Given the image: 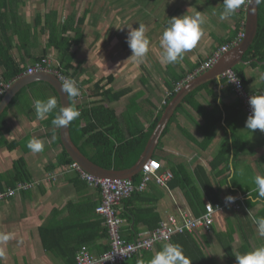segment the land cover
I'll return each mask as SVG.
<instances>
[{
    "label": "crops",
    "instance_id": "1",
    "mask_svg": "<svg viewBox=\"0 0 264 264\" xmlns=\"http://www.w3.org/2000/svg\"><path fill=\"white\" fill-rule=\"evenodd\" d=\"M170 1L174 2V0ZM222 2L223 0H219V11L223 8ZM195 4L193 3V5ZM247 4L248 0H246V4L244 2L243 6L241 5L237 9L235 14L222 22L223 31H220L221 34L217 31H211V26L204 24L205 26L202 29L203 35L200 41H198L194 49L185 53L182 61L163 66H161L162 64L160 62H157L160 63V66L155 68L158 70V74H160L158 83H154V79H152V83L144 77L141 84L143 86H149V89H140L135 93L132 91V88L126 86L121 89L126 90V94L119 101L112 102L106 106L115 110V114L120 120L127 106L130 105L131 99L137 97V104L141 109L140 100L145 96V93L157 92L161 94L162 86L165 89L164 99L160 103L157 102L155 104L153 101H150L152 99L144 98L151 107L145 112L140 110L133 116L146 131L158 114L163 113L164 110L162 107L168 95L167 85L170 84L173 78L181 76V79L173 86L175 89L178 84H185V81L194 74L197 63L209 58L213 51L218 50L221 46L233 43L241 33H244ZM197 8L198 11H204L202 7ZM195 9L193 8L187 11L191 13ZM243 10H245V14L242 12ZM19 12H21V9H19ZM201 16L204 19V15L201 14ZM236 30H238V33L234 38L233 34ZM39 35L47 38L46 33ZM228 39L230 40L226 41ZM33 40L36 48L30 51V56L16 49L12 51V56L16 62H25L27 68L31 67V64H29L30 60H32L31 56L40 55L46 45V42L40 44L38 39L36 40L34 38ZM206 42L210 44L209 50L199 51L201 45ZM218 42H222L220 46H218ZM55 54L57 55V52L54 49H50L47 56V61L53 69L58 66V61L56 62L51 58ZM252 62L257 61L244 62L234 68L242 72L245 79V89L250 93L260 94L264 92V79H261L264 76V70L262 68L264 63H259L258 66L253 67L250 66ZM149 75V78H153L151 73ZM99 80L102 79H98L97 81ZM114 81L115 79L112 83H107L106 89L112 88L114 92L121 91L113 90L112 85ZM208 83H212L209 89L213 90V94L201 90L195 95V103L193 105L189 103L183 104L180 111L175 115V120L169 126L167 134L160 138L152 158L154 159L156 157L155 159L159 161L162 166V172H170L172 174L170 168L178 164L183 165L192 177L194 167L196 166H202L206 171V174L212 181L214 194L210 193L208 196L202 191L199 184L195 183L200 200L206 206V204H211L210 198L216 196L218 202H220L216 204H222L223 209L214 212L217 214L215 218L213 217L214 221L210 224L208 230L198 228L193 232V235L202 247L205 248L207 255L214 258L218 264H222L221 261L225 260L224 245L234 253L241 245H244L246 237L250 238L249 244L251 250L264 245V238L257 235L256 226L248 216V211L255 216L264 211V203L260 201L253 202L256 199V193L253 191L255 187L253 178L256 175L264 176V134L258 129L251 132L245 128V121L247 119L245 108L237 94L223 79L219 82L211 81ZM1 86H4V83L0 82V88ZM87 88V84H85L82 90H87ZM46 91L51 93L46 98L53 97L51 90L46 88ZM128 96L130 97L127 99L128 103L126 108L118 112L115 104ZM99 103H102L100 97H89L86 94H82L81 99L74 102V105L89 109ZM36 119L38 118L21 114L18 107L11 109L6 117V122L10 130L4 138L8 142H18L22 145L21 147L17 146L12 151L0 146V192L14 188L22 182H34L36 185L27 191H21L15 196L0 202V233L10 234L12 237L6 243L0 242V264H66L65 253H56L55 255L46 252L43 248L40 238L41 228L46 226H61L65 229H73L69 233L71 234L69 238L67 236V239H71L68 241L69 245L67 243L56 247V251L64 250V252H69L71 251L70 244L74 243L77 238L80 239L81 236L76 228H80L81 223L89 224L98 219H102L95 212L101 200L100 191L88 186L80 179L76 172L68 171V166L58 165V158L63 148L61 140L60 144L56 143L57 137L60 139V136L59 134L56 136H47L49 130L48 125L46 124L45 126L41 123V120ZM33 120H36V123H33ZM203 125L209 127L212 125L214 129V138L207 149L204 150L199 146L206 137L203 131ZM122 127L124 128L123 125ZM235 137H238L239 141H235ZM30 138L41 140L44 143V150L39 153H33L27 147ZM224 142H228L230 148L227 164L224 165L222 163L216 171L220 173L216 174L215 172L216 176L214 177L210 171L209 163L211 158L217 154L220 145H223ZM20 158L24 160L25 166L23 169H26L25 171L29 178L20 182L16 181V183H13L14 185L12 183L10 185L9 181L12 180L15 174L10 179L6 176L8 174H5L4 177L1 174L9 169L12 170V167L14 168L16 165L15 162ZM229 161H231L233 168L237 172L239 169H243L244 174L233 175L228 167ZM135 177L137 176L131 179ZM230 177L232 182L228 185ZM193 180L195 181L194 177ZM149 187L153 188L150 189ZM147 192H149V195H144L140 199L137 208L142 207L143 209L151 208L155 210L160 218L159 225L169 216L178 218L181 212H187L192 217L197 218L192 214L184 191L178 188L169 189L167 185L165 187L158 186L152 182L149 183ZM248 194L251 197L250 199H248ZM227 195H232L240 200L242 208L234 210L231 207L224 206ZM116 208L120 213L123 210V205L120 203ZM123 228L124 221L121 234ZM132 232L134 231H127V236L124 237H131ZM228 232L233 233L231 235L233 240L227 237ZM149 233L145 227L139 225L134 235L141 239ZM94 235L92 232L90 237H94ZM164 244L166 243L155 244L151 250L132 258L127 264H137V260L139 259H143L145 264H147V261ZM109 246L110 240L108 238V240H96L86 247H88L93 255H100L105 252L103 249L105 247L109 249ZM221 249L223 254L221 253Z\"/></svg>",
    "mask_w": 264,
    "mask_h": 264
},
{
    "label": "trees",
    "instance_id": "2",
    "mask_svg": "<svg viewBox=\"0 0 264 264\" xmlns=\"http://www.w3.org/2000/svg\"><path fill=\"white\" fill-rule=\"evenodd\" d=\"M244 2L246 4V0H243L242 6ZM22 3V0H0V82L4 83V86H6L25 74L27 71L26 63L16 62L12 56V51L16 49L30 56V51L33 48H36L33 40L37 35L36 31H38L40 34L46 33L47 41L43 52L38 56L32 55V58L29 57L32 59L29 63L31 64V67L35 64H41L46 69V61L49 50L54 49L57 52L58 61L56 71L64 75L66 78L73 79L83 95L86 94L89 97H100L102 101V103L96 104V106H92L87 109L81 108V106H75L73 98H70V106H74L80 112V116L69 124L70 137L73 144L92 163L105 170L118 171L129 169L134 166L140 158L162 112L158 114L155 120L145 131L139 125L137 119L133 117L135 113L141 110L137 104V97L131 99L130 105L127 106L126 111L120 120L116 116L115 110H112L106 106L112 102L119 101L127 92L126 90L114 92L112 91V88L106 89V84L113 82V75L107 76L105 80L102 79L97 81L92 86V88L82 90L83 86L85 84L88 85L89 82L88 80L78 82L79 72L74 67L73 61L75 56L74 48L78 47L84 38L83 27L85 25L87 11H85L84 14L76 20L73 15L68 16L60 24L57 21V12L55 11L50 12L43 17L40 14H37L33 25H30L29 23L24 22L18 13ZM242 12L245 14V10ZM69 33H72L73 36L68 35ZM237 33L238 30L234 31V38ZM229 40L230 39L226 41ZM221 43L222 42H218V46H220ZM252 60L257 61L251 63L250 66L253 67L258 66L259 63H264V4L258 5L257 35L243 57L244 62H249ZM200 63L201 62L197 63L195 67H198ZM262 68L264 70V65ZM234 71L241 79L243 85H245V79L242 72L236 70L235 68ZM180 79L181 76H176L173 78L170 84L167 83L168 95L166 96L165 104L162 107L163 110L175 96L176 89L173 86ZM211 85L212 83H208L198 88L184 99L183 103L177 108L175 114L172 116L168 126L164 130L162 137L167 134L169 126L175 120V115L178 113V111H180L183 104L189 103L193 105L195 103V95L201 90H205L210 94H213V90L209 89ZM46 88L51 90L53 97L57 99L59 108L60 105L58 102V97L55 91L47 84L35 83L24 88L12 100L10 105L0 116V146L6 147L9 151L17 148V146L21 147L22 144H19L18 142H8L4 138L10 130L6 122V117L11 109L17 107L21 114L37 117L33 101L35 99H47ZM2 97L3 94L0 95V100ZM54 114L55 113L49 114L46 119L41 120V123H43L45 126L46 124L48 125L49 130L47 132V136H56L59 134V128L54 127L51 123V120L54 118ZM203 126V131L206 134V137L204 141L199 144L202 150L207 149L214 138V129L212 125H210V127L207 125ZM238 139V137H235V141ZM29 140H31V138ZM56 143L60 144L59 137H57ZM229 149V143L224 142L223 145H220L217 154L211 158L209 163L210 171L213 173L214 177L216 176L215 172L217 169H219L222 163H224V165L227 164ZM72 163L73 161L62 148V152L58 158V165L69 166ZM15 164V175L12 180L9 181L10 185H12L14 182L16 183V181L20 182L26 178H29L25 171L26 169H23L25 166L23 158L18 159ZM170 171L172 172V179L167 183L168 188H178L184 191L185 198L191 208L193 216L197 218L201 217L206 213L205 203L200 200L199 192L197 191L195 183H198L202 188V191L208 196L210 193L214 194L212 181L206 174L204 168L202 166L194 167L193 177L195 181L188 173L186 168L181 164L173 165L170 168ZM218 173L216 172V174ZM76 174L79 176L77 172ZM140 180L141 176H137L133 179V182L138 184ZM147 188L143 192L133 193L129 198L123 199L120 202L123 205V210L120 213L117 211V215L122 219V221H124L122 234L125 235L121 234L122 227L120 228V234L122 239L127 242L139 240V238L134 235L136 228L139 225L145 227L149 232L155 230L159 225L160 218L156 214L155 210L151 208H137V204L138 202L140 203V199H142L144 195H149ZM149 188L152 189L153 187ZM210 202L212 206H215L218 202V199L216 196L211 197ZM241 206L240 208H242ZM256 216H264V211L258 213ZM76 230L81 234L80 239L77 238L74 243L70 244L71 251L64 252V250L56 251V247H60L61 244L65 245L67 243L69 245L68 241L71 239H67V236L69 238L71 235L69 233H71L73 229L69 230L61 226H46L41 228L40 238L43 248L46 250V252L53 253L55 255L56 253H65L64 256L67 260L66 264H75L76 252L82 246H89L90 243L95 242L96 240H108L109 238L107 229L104 226L102 219H98L97 221H93L89 224L81 223L80 228L77 227ZM132 230L134 232H132L131 237H124L127 236V231ZM92 232L95 234L94 237H90ZM193 234L194 233L190 234L188 232L176 234L172 236L171 243L179 244L181 246L184 255L190 260L191 264H218L214 258L207 255L205 248L202 247ZM232 234L233 233L228 232L227 237L231 238ZM249 239V237H246L244 245H241V247H239L235 253L230 251L227 247H225V245L223 246L225 259H227L228 264H235V256L237 253L251 251ZM231 240L233 239L231 238ZM75 245L76 247H74ZM107 250L108 247L103 249V251ZM143 253L144 252L133 255L132 258L142 255Z\"/></svg>",
    "mask_w": 264,
    "mask_h": 264
},
{
    "label": "rangeland",
    "instance_id": "3",
    "mask_svg": "<svg viewBox=\"0 0 264 264\" xmlns=\"http://www.w3.org/2000/svg\"><path fill=\"white\" fill-rule=\"evenodd\" d=\"M19 15L24 22L33 25L37 14L42 17L50 12H57V21L63 22L68 16L73 15L75 20L81 17L85 11L87 16L83 27L84 38L80 45L74 48L75 56L73 65L79 72L78 82L87 81L88 88L98 79H105L109 75L114 76L113 90H121L124 87L132 88L133 92L140 89H149V86L141 84L144 77L154 83H158L159 76L156 67L160 66L159 54L161 48L159 45L160 36L166 26L167 19L191 14L190 9L198 11L197 7H202L204 11H199L204 15L203 24L211 26V31L221 34L223 31L222 22L219 19V0H22ZM249 1V0H248ZM193 3H196L193 5ZM192 4V5H191ZM188 10V11H187ZM139 24L146 27V36L149 38V52L143 62L133 61L131 50L126 43L128 29L126 26L132 25L137 28ZM35 39L40 44H44L47 38L40 36L36 31ZM68 35L73 36L72 33ZM200 41V40H199ZM211 42V41H210ZM38 44V43H37ZM207 42L201 45L199 51L209 50ZM202 53V52H201ZM205 55V54H198ZM57 55L51 58L57 62ZM163 66V65H161ZM237 69V68H236ZM149 73L153 78H149ZM153 83V82H152ZM161 94L157 92L145 93L140 100L141 110L145 112L151 107L144 98L152 99L155 104L160 103L165 96V89L161 86ZM51 93L46 91V96ZM127 98L115 104V108L123 111L127 105ZM25 98V97H24ZM161 98V99H159ZM159 99V100H158ZM22 100V98H21ZM40 120V119H36ZM33 120V123H36ZM9 179L12 178L14 168L4 171ZM217 213H213L216 217ZM214 221V219H213ZM235 248V247H233ZM222 264H228L227 259L221 261Z\"/></svg>",
    "mask_w": 264,
    "mask_h": 264
},
{
    "label": "clouds",
    "instance_id": "4",
    "mask_svg": "<svg viewBox=\"0 0 264 264\" xmlns=\"http://www.w3.org/2000/svg\"><path fill=\"white\" fill-rule=\"evenodd\" d=\"M249 1L251 2V0ZM242 3L243 0H223V8L219 12V19L223 21L230 18L235 14L237 9L241 7ZM254 4H264V0H254ZM202 24L203 19L201 12L196 10L190 15L184 14L168 18L159 39L161 48L159 62L162 65H168L182 61L185 53L194 49L201 39L203 35L201 28ZM126 27L128 29L126 43L131 50L130 58L137 63L143 62L149 52L150 46L149 38L146 36V27L144 24H139L137 28H133L132 25ZM54 70H56V68ZM261 79H264V76H262ZM230 81L238 83L235 77ZM8 86L10 85L8 84ZM60 91L69 97V99L80 95V89L71 78H63ZM33 104L36 116L40 120H44L49 114L55 113L51 123L54 127L59 129L67 128L73 120L80 116V112L74 106H59L58 108L57 99L55 97L35 99ZM248 104L251 108V114L245 121V128L251 132L258 129L261 133H264V92L249 96ZM27 147L33 153H39L44 150V143L37 138H32L29 140ZM228 167L233 175L244 174L243 169H239L237 172V170L233 168L231 161H229ZM231 182L230 177L228 185H230ZM253 183L255 185L253 191L256 193V199L253 202L260 201L264 203V176L256 175L253 178ZM250 198L248 194V199ZM235 199L234 196L227 195L225 197V204L229 205L234 203ZM248 216L256 226L257 235L264 238V216L257 217L252 215L250 211H248ZM11 238L10 234L0 233V242L6 243ZM221 253L223 254L222 249ZM137 264H145V261L139 259L137 260ZM147 264H191V262L186 258L179 244L166 243L147 261ZM235 264H264V245L251 251L237 253L235 256Z\"/></svg>",
    "mask_w": 264,
    "mask_h": 264
},
{
    "label": "built area",
    "instance_id": "5",
    "mask_svg": "<svg viewBox=\"0 0 264 264\" xmlns=\"http://www.w3.org/2000/svg\"><path fill=\"white\" fill-rule=\"evenodd\" d=\"M244 33H241L233 43L221 46L218 50L214 51L209 58L200 63V65L194 71V74L189 77L185 82L192 80L196 76H199L206 71L210 70L216 62L222 57L223 54L227 53L231 47L236 46L243 38ZM51 72L54 74L62 83L64 75L58 71L52 69L50 64L46 62V69L41 64L27 68L24 75H33L40 72ZM237 78V82L230 81L233 78ZM223 79L237 94L241 100L246 116L251 114V108L248 104L249 96L257 93L248 92L241 79L237 76L234 69L226 70L222 76ZM184 84V83H183ZM183 84H178L177 90L182 87ZM9 86H1L0 95L4 94ZM81 91L78 97L73 98L74 102L81 99ZM72 98V97H71ZM264 134V133H263ZM68 171L77 172L88 186L98 189L100 191L101 200L99 205L96 207V214L99 215L103 224L107 229L110 246L109 249L100 255H93L88 247L82 246L76 253L75 264H126V262L136 254L150 250L157 242H169L171 237L176 233H193L198 228H208L213 223V213L216 210H222V204H206V214L199 218H194L187 212H181L179 217L169 216L167 220L160 223L159 227L149 233L146 237H143L134 242H126L120 236V228L122 227L123 221L117 215V205L122 199L130 197L135 192H143L146 190V184L148 181L154 182L158 186L165 187L171 180L172 174L170 172H162V166L158 160H149L142 167L143 179L135 185L131 180H111L107 178H97L91 174L86 173L77 163L73 162L68 166ZM34 182H22L17 184L14 188L0 192V202L15 196L21 191H27L34 187ZM240 200L235 199L234 203L224 205L233 209H240Z\"/></svg>",
    "mask_w": 264,
    "mask_h": 264
},
{
    "label": "water",
    "instance_id": "6",
    "mask_svg": "<svg viewBox=\"0 0 264 264\" xmlns=\"http://www.w3.org/2000/svg\"><path fill=\"white\" fill-rule=\"evenodd\" d=\"M258 30V5L254 4V0L249 1L246 9V21L244 36L242 40L216 62V64L205 73L187 81L181 87L168 103L164 109L160 120L154 128L140 158L134 166L125 170H105L85 157L79 149L73 144L70 137L69 126L67 128L59 129V136L63 148L69 158L77 163L86 173L91 174L97 178H107L112 180H125L131 179L138 175L143 164L152 159L154 150L162 137L165 128L167 127L170 119L175 113L178 106L183 100L194 90L200 86L211 82L220 81L222 74L229 69H233L238 64H243V56L253 43ZM44 83L51 87L57 97L60 106H70V99L63 92L60 91V80L51 72H40L33 75H24L14 80L7 88L0 100V116L4 113L6 108L10 105L12 100L26 87L35 84Z\"/></svg>",
    "mask_w": 264,
    "mask_h": 264
},
{
    "label": "bare ground",
    "instance_id": "7",
    "mask_svg": "<svg viewBox=\"0 0 264 264\" xmlns=\"http://www.w3.org/2000/svg\"><path fill=\"white\" fill-rule=\"evenodd\" d=\"M35 65H36V64H35ZM35 65H34V66H35ZM45 72H46V71H45ZM150 160H152V159H150ZM147 162H148V161H147ZM147 162H146V163H147ZM146 163H144V164H146ZM135 164H136V163H135ZM144 164H143V165H144ZM142 167H143V166H142ZM136 176H141V180H140V182H141L142 179H143L142 168H141L139 174L136 175ZM111 180H112V179H111ZM125 180H131L132 183L135 184V183L133 182V179H125ZM140 182H139V183H140ZM139 183H138V184H139ZM149 183H152V181H148V183L146 184L147 187H148V184H149ZM138 184H135V185H138ZM128 198H129V197H128ZM126 199H127V198H126ZM122 200H123V199H122ZM122 200H121V201H122ZM121 201H120V202H121ZM119 204H120V203H119ZM234 210H236V209H234ZM238 210H239V209H238ZM205 214H206V213H205ZM205 214H203V215H205ZM167 218H168V217H167ZM167 218H166L165 220H167ZM198 218H199V217H198ZM165 220H164V221H165ZM158 227H159V226H158ZM158 227H157V228H158ZM157 228H156V229H157ZM201 228L204 229V230H208V229H209V227H208L207 229H206V228H203V227H201ZM153 231H154V230H153ZM150 233H151V232H150ZM176 234H179V233H176ZM176 234H174V235H176ZM174 235H173V236H174ZM120 236H121V234H120ZM121 238H122V237H121ZM171 238H172V237H171ZM124 241H125V240H124ZM126 242H127V241H126ZM132 242H134V241H132ZM157 243H171V239H170L169 242H157ZM157 243H156V244H157ZM154 245H155V244H154ZM152 248H153V247H152ZM152 248H151V249H152ZM151 249H150V250H151ZM148 251H149V250H148ZM145 252H146V251H145ZM131 258H132V257H131ZM131 258H130V259H131ZM130 259H129V260H130ZM129 260H128V261H129ZM128 261H127V262H128Z\"/></svg>",
    "mask_w": 264,
    "mask_h": 264
}]
</instances>
